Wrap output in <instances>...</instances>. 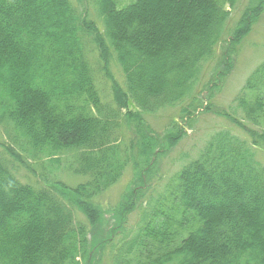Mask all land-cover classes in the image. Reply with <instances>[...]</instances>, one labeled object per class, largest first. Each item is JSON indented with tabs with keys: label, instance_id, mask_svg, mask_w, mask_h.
Instances as JSON below:
<instances>
[{
	"label": "trees",
	"instance_id": "trees-1",
	"mask_svg": "<svg viewBox=\"0 0 264 264\" xmlns=\"http://www.w3.org/2000/svg\"><path fill=\"white\" fill-rule=\"evenodd\" d=\"M129 1L0 0V264H97L106 249L112 264H264V59L231 106L204 105L224 87L264 0H248L232 29L238 0ZM175 107L179 121L163 138L148 129L122 136L126 123ZM200 111L244 134L216 130L161 193L126 208L139 207L137 222L122 221L97 244L88 228L103 215L95 198L128 167L152 176L153 159L181 142ZM33 160L44 184L24 180ZM52 169L84 181L68 185Z\"/></svg>",
	"mask_w": 264,
	"mask_h": 264
},
{
	"label": "rangeland",
	"instance_id": "rangeland-1",
	"mask_svg": "<svg viewBox=\"0 0 264 264\" xmlns=\"http://www.w3.org/2000/svg\"><path fill=\"white\" fill-rule=\"evenodd\" d=\"M131 1V0H130ZM129 1V2H130ZM128 2V3H129ZM127 3V4H128ZM248 0H238L234 8H231V16L228 23L229 29H232L239 19L242 10L247 5ZM126 4V3H125ZM122 6V4L120 3ZM124 5V4H123ZM90 6L89 11L91 17L98 21L97 15L94 9ZM84 7L81 5V8ZM225 43H222V49ZM221 46L217 47V53L213 60L208 62L207 75H205L204 81L210 76V72H213L215 65L219 64ZM88 56L90 63L95 70L97 75V81L99 89L104 98H108L110 94V83L104 78V71L101 70L100 62L98 61V54L90 44L88 47ZM264 59V12L261 15L259 21L254 25L250 34L244 39L241 47L238 51L237 56L232 61L231 72L227 77L224 87L217 92V95L212 97V100L205 98L204 105L212 103L213 106L218 108H228L231 106L234 97L237 95L241 87L243 86L245 79L251 73V71ZM218 61V63H217ZM111 72L123 83V77L119 68L115 65H111ZM206 95V92L204 93ZM132 111L136 112L133 105L129 107ZM241 117V115H238ZM135 121L134 123H126L122 129V136L129 138L130 135L137 131H155L156 136L163 138L166 133L171 129L173 121H179V107L166 108L156 114L149 115L144 114V118ZM182 125V124H180ZM4 126L0 124V140L6 141L4 135ZM227 128L237 134H244L243 131L227 117L215 113H202L195 118L193 128L188 130V134L181 140V142L174 147L167 148L162 153L153 159V173H138V169L128 167L123 174L122 178L112 188L106 192L100 194L95 198V203L98 205L101 211L102 217L98 219L95 226L88 225L89 237L93 239L97 244L103 243L109 239L113 229L120 224L122 221L128 220V224H134L140 217L139 207L143 204L146 205L147 197L157 196L164 190L166 183L171 181L173 175L181 168V166L189 159L195 158L199 155L207 140L210 136L218 129ZM135 141L138 139H134ZM7 142V141H6ZM0 149L2 147L0 146ZM25 156V154H24ZM28 159V156H25ZM257 158L264 164V151H257ZM48 164V163H47ZM31 165L36 169L35 173L30 174L28 178L38 184H44L40 176V168L38 164L31 162ZM65 164H62V169ZM62 169H52V173L56 174V179L60 178L63 182L68 185L74 186L77 183L84 181V178L72 175ZM47 174L48 171H46ZM53 174V175H54ZM144 181L141 182V178ZM55 178V175H54ZM140 200L141 204L134 211H127L126 208L133 205L136 201ZM78 218L81 221L88 224L87 217L80 211H77ZM119 226V225H118ZM115 237V236H114ZM106 253L107 249H106ZM101 252H96V263L97 264H112L109 255Z\"/></svg>",
	"mask_w": 264,
	"mask_h": 264
}]
</instances>
